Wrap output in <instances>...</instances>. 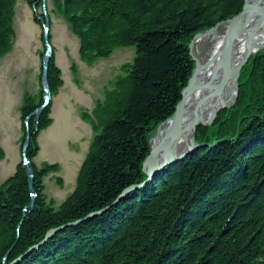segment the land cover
Returning <instances> with one entry per match:
<instances>
[{"label": "trees", "instance_id": "trees-1", "mask_svg": "<svg viewBox=\"0 0 264 264\" xmlns=\"http://www.w3.org/2000/svg\"><path fill=\"white\" fill-rule=\"evenodd\" d=\"M17 1L0 0V61L14 46ZM22 1L40 26L60 19L88 67L119 49L131 48L134 56L120 65L92 110L79 112L92 136L75 188L58 206L43 181L60 166L34 163L38 137L52 124L51 104L26 125L43 104V92H23L20 153L28 136L25 158L36 197L30 212L20 161L0 185V264L24 256L55 229L17 264H264V53L243 67L233 108L197 129V145L216 147L194 151L117 203L125 189L146 180L150 136L174 113L194 69L191 41L237 16L244 0ZM70 71L80 86L75 63ZM47 84L52 98L63 86L54 55ZM53 179L61 188L62 179Z\"/></svg>", "mask_w": 264, "mask_h": 264}, {"label": "rangeland", "instance_id": "rangeland-1", "mask_svg": "<svg viewBox=\"0 0 264 264\" xmlns=\"http://www.w3.org/2000/svg\"><path fill=\"white\" fill-rule=\"evenodd\" d=\"M15 11L14 46L11 53L0 61V149L3 155V159H0V185L14 173L22 159V121L18 110L22 94L24 91L38 93L41 89L38 75L40 53L44 52L43 27L35 22L33 11L22 0L17 1ZM50 23L47 34L53 47L55 64L61 71L63 86L51 100L52 124L38 137L39 152L34 163L38 167L43 162L60 166L57 174L44 179L47 196L54 199L58 206L75 188L77 174L92 136L90 127L80 119L79 112L92 110L94 101L102 97L104 87L119 73L120 65L132 60L134 50H116L109 60H101L88 67L79 61L78 41L68 27L56 17H50ZM191 52L193 54V49ZM71 63L77 65L80 86L73 82ZM235 102L218 112L207 127L214 124L219 114L232 109ZM201 127H196L195 133ZM54 177L62 179L61 188L54 183Z\"/></svg>", "mask_w": 264, "mask_h": 264}, {"label": "water", "instance_id": "water-1", "mask_svg": "<svg viewBox=\"0 0 264 264\" xmlns=\"http://www.w3.org/2000/svg\"><path fill=\"white\" fill-rule=\"evenodd\" d=\"M260 1L261 0H254L251 3L252 4L251 5L246 0H244L242 11L237 16L233 17L232 19L226 22L216 25V26L226 25L223 45L220 51L218 52V55H217L218 61L216 63V66L211 70V72H209L207 77L203 80L197 78V72L200 69H199V64L197 60L195 59V57L193 56L191 52L192 50L191 48H192V43L196 37L203 35L204 33L211 31L212 29L195 36V38L191 42V45L189 46L190 56H191L192 61L194 62V70L192 72L191 78L189 79L187 86L182 90L181 99L177 103L175 107V111L172 114V116L168 118L165 122L161 123L159 127L157 128L156 132L153 134L154 136L159 130V128L164 126V131H163V136L160 141V146L150 145V140L152 139L153 136L148 141L149 154L142 164V172L144 173L146 180L138 186H131L125 189L123 193L120 195V197L118 198L117 203L120 202L129 193L142 189L156 174L161 172L166 167H169L183 160L185 157L191 154L194 150L205 149V148L212 149L216 146L215 144L211 146L197 145L195 142V137H194L196 127H198L199 125L203 127H207L209 123L211 124L212 121L215 119L216 114L218 112H220L223 109L228 108L235 101L229 106L222 104L219 109L213 111L211 113V116L207 120L208 123L200 119L194 120L189 125V128H188L192 131V135L189 141L190 143L189 147H185V137L184 136H185V131L187 130V128H184L183 130H180L178 133H176L177 128L182 119L181 117L183 115L186 105L189 102H191L193 99L203 98L206 96H209L212 99L218 98L225 93L230 83L234 85L235 98L237 97V90H238L237 83H238V78H239L242 68L246 65L249 58L256 56L257 54L264 53V45H255L254 43H251L252 42L251 39H246L245 48H244L245 50L242 55V58L240 59L238 63L236 62V58L238 56L237 54H235V50H237L239 46L238 42L236 41L237 40L236 38L238 36L237 34L246 28V25L241 26L239 25V23L243 20H246L250 17L252 18L259 14L258 12H253V13L248 14V11L249 9L256 7ZM257 33L258 32H252L251 34H249V38L250 36H252V39H254ZM43 42H44L45 51L41 59L42 71H41V78H40V86H41L43 96H44L43 104L32 115H30L29 117L25 119L26 125L29 123L30 118L33 116L35 117V120L37 121L39 119L40 114L44 111L45 108L48 107L50 100H51L50 91H49L48 84H47V69H48L49 61L53 56V51H52L51 45L48 42L47 35L45 34L43 35ZM219 77H220V82H219V85H217L216 83ZM176 135H179L178 137L181 138V141H182L181 145H178L175 142ZM28 145H29V137L26 136L22 144V148H21V154L23 157H25V152L28 148ZM161 149H164V152H165L164 156L162 157V159L154 161L153 159L154 154ZM23 161L24 162L22 166L23 168H25V172L27 176V183L29 186V194L31 196L30 204L27 209L31 212L33 211L34 200H35V192L32 187L33 172H32V169L30 168V163L26 159H24ZM102 213L103 212L90 214L86 218V220H90L95 216L101 215ZM80 223L81 222L70 224L69 227L76 226ZM57 231L59 230L55 229V230H50L49 232H47L46 237L41 244L49 240ZM40 245L31 248L24 256L20 257L19 259L12 262L11 264H17L20 260L26 257L30 252H32V250L37 249Z\"/></svg>", "mask_w": 264, "mask_h": 264}, {"label": "bare ground", "instance_id": "bare-ground-1", "mask_svg": "<svg viewBox=\"0 0 264 264\" xmlns=\"http://www.w3.org/2000/svg\"><path fill=\"white\" fill-rule=\"evenodd\" d=\"M249 4H251L254 0H246ZM252 5V4H251ZM258 12L259 14L250 17L246 20H243L239 23V25H246V28L240 31L237 35V42L239 44L238 49L235 50V54H237L236 62L238 63L242 58L244 53L246 39H251L255 45H264V0H261L259 4L249 9L248 14ZM226 25H218L213 28L211 31L204 33L196 37L192 43L193 56L197 60L199 64V71L197 72L198 79H205L209 72L216 66L217 63V55L223 45V40L225 36ZM252 32H258L254 39L252 36L249 38V34ZM200 81V80H199ZM220 77L217 80V85H219ZM235 87L232 83L228 86L225 93L218 97L212 99L209 96L203 98H195L191 102H189L183 112L182 119L177 128L178 133L180 130L187 128L185 131V147H189L190 138L192 135V131L189 128V125L196 119H200L202 121H207L211 116V113L221 107L222 104L227 106L231 105L235 101ZM164 126L160 127L157 133L150 140V145H159L163 136ZM175 136V142L178 145H181V138ZM180 147V146H179ZM165 152L164 149L159 150L153 156L154 161L162 159Z\"/></svg>", "mask_w": 264, "mask_h": 264}]
</instances>
